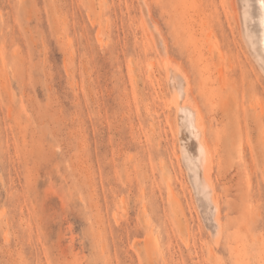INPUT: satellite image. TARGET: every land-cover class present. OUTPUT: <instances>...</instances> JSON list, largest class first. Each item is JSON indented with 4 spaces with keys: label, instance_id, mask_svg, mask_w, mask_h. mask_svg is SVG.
<instances>
[{
    "label": "rangeland",
    "instance_id": "rangeland-1",
    "mask_svg": "<svg viewBox=\"0 0 264 264\" xmlns=\"http://www.w3.org/2000/svg\"><path fill=\"white\" fill-rule=\"evenodd\" d=\"M141 1L0 0V264H148L146 238L152 264H264V75L240 1ZM141 16L202 116L217 245Z\"/></svg>",
    "mask_w": 264,
    "mask_h": 264
},
{
    "label": "bare ground",
    "instance_id": "bare-ground-1",
    "mask_svg": "<svg viewBox=\"0 0 264 264\" xmlns=\"http://www.w3.org/2000/svg\"><path fill=\"white\" fill-rule=\"evenodd\" d=\"M142 1L140 6H143ZM239 1L241 4V6L239 5L240 10L238 9L240 15L239 18H241L240 21L242 24H240L242 25L241 27L243 29H241L244 34L242 35L249 44L251 53L258 64V68L264 75V8L261 7V0ZM144 9L142 8V11H148L147 9ZM147 15L145 16L149 21L150 17L148 15V18ZM145 16H141V23L143 26L144 22H147V19L146 21H144L145 19L143 20ZM147 23L149 25V22ZM150 25L149 29H152L151 31L147 30V27L145 26L143 28L147 35L148 45L157 52L156 54L158 55L160 64L163 66L162 69H164L165 72V80L170 94L169 103L174 108L176 113L175 134L178 141L179 159L184 168L185 177L187 178L190 191L193 195L194 203L199 211L198 213L201 215L199 217L200 219L202 217L201 221H204L203 225L208 230L211 240L215 245H217L222 237V223L220 217L221 208L216 194L214 180L212 179L210 173L212 171L211 168L213 159L212 153L206 141V129L202 121V116H200V111L197 109L196 105L190 102V84L188 82V78L186 75H182L183 73L179 72L180 69L178 71V68H175L176 70L172 69L175 66L173 65L172 67L169 63V55L166 53V50H164L166 48L163 46L165 44L161 42L164 41L163 37L161 38L162 35L158 31L156 25V28H150ZM151 26L153 27L154 25L152 24ZM155 29H157L159 33L155 31ZM153 31L159 34L157 36L158 39L160 38L159 40L155 37L157 35L156 33L154 36L155 38L150 36L149 32L153 34ZM151 39H157L155 42L158 43H154ZM152 42L156 44V46L154 45L155 47ZM219 79V86L222 87L223 79H221V77ZM261 118V122L258 124L259 129L264 128V115H261ZM168 196L176 203L181 216L184 217L181 205L171 189L168 191ZM142 210L145 212L146 207L143 206ZM148 243L150 244V239L146 238V258L148 264H152L153 258L149 247L147 246Z\"/></svg>",
    "mask_w": 264,
    "mask_h": 264
},
{
    "label": "snow or ice",
    "instance_id": "snow-or-ice-1",
    "mask_svg": "<svg viewBox=\"0 0 264 264\" xmlns=\"http://www.w3.org/2000/svg\"><path fill=\"white\" fill-rule=\"evenodd\" d=\"M261 7L264 8V0H261Z\"/></svg>",
    "mask_w": 264,
    "mask_h": 264
}]
</instances>
